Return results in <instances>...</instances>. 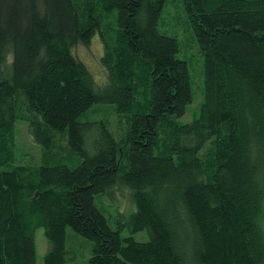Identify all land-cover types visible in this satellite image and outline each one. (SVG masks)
Returning a JSON list of instances; mask_svg holds the SVG:
<instances>
[{
	"label": "trees",
	"instance_id": "trees-1",
	"mask_svg": "<svg viewBox=\"0 0 264 264\" xmlns=\"http://www.w3.org/2000/svg\"><path fill=\"white\" fill-rule=\"evenodd\" d=\"M183 1L205 76L187 124L167 0H0V264H38V228L43 264H67L68 227L94 243L87 264H264V0ZM96 35L104 85L74 55ZM97 105L126 116L120 139ZM19 122L37 167L17 163ZM116 189L137 207L118 230L96 205Z\"/></svg>",
	"mask_w": 264,
	"mask_h": 264
},
{
	"label": "rangeland",
	"instance_id": "rangeland-1",
	"mask_svg": "<svg viewBox=\"0 0 264 264\" xmlns=\"http://www.w3.org/2000/svg\"><path fill=\"white\" fill-rule=\"evenodd\" d=\"M159 28L163 34L177 39L179 44L178 58L188 64L191 77L192 103L188 105L186 113L177 119L179 124H187L198 119L201 115L205 100V76L204 56L196 35L189 24L188 13L183 0H167L161 15ZM74 55L88 67L98 85H104L107 82V71L102 63L104 45L99 35L92 39L90 46H77L74 49ZM89 117L93 122H103L117 140L120 139L123 133L121 121H127L126 116L117 113L114 105H97L89 113ZM123 122L125 123V121ZM16 140L17 163L24 166H39L42 161V151L31 140L26 123L19 122L17 124ZM115 193V196L105 194L96 197V205L108 219L110 227L118 230L120 222L125 223L128 216L134 213L137 207L133 202L130 191L116 189ZM122 235L123 237L133 236L138 242L149 240L146 232L131 234L127 227H124ZM35 244L37 263L43 264L44 257L51 248L43 228L36 229ZM93 247V242L81 237L71 227H68L67 264H87L92 257Z\"/></svg>",
	"mask_w": 264,
	"mask_h": 264
}]
</instances>
